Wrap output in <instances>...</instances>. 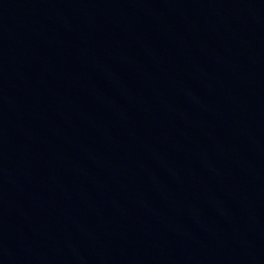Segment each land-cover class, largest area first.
I'll return each instance as SVG.
<instances>
[{"label": "water", "instance_id": "1", "mask_svg": "<svg viewBox=\"0 0 264 264\" xmlns=\"http://www.w3.org/2000/svg\"><path fill=\"white\" fill-rule=\"evenodd\" d=\"M0 264H264V0H0Z\"/></svg>", "mask_w": 264, "mask_h": 264}]
</instances>
